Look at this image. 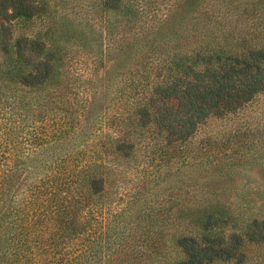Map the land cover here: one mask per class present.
<instances>
[{"label":"trees","instance_id":"obj_1","mask_svg":"<svg viewBox=\"0 0 264 264\" xmlns=\"http://www.w3.org/2000/svg\"><path fill=\"white\" fill-rule=\"evenodd\" d=\"M176 4L93 0L20 35L49 1L0 0V264H251L247 247L264 246V218L246 223L223 195L186 201L177 185L157 203L184 168L233 174L248 152L208 137L192 163L190 143L264 93V0H209L163 32ZM82 51L98 68L84 79Z\"/></svg>","mask_w":264,"mask_h":264},{"label":"rangeland","instance_id":"obj_2","mask_svg":"<svg viewBox=\"0 0 264 264\" xmlns=\"http://www.w3.org/2000/svg\"><path fill=\"white\" fill-rule=\"evenodd\" d=\"M48 1L51 8L48 9L49 11L47 12V15L43 16L44 18L37 19V21H32V23L20 22L17 26L18 34L21 35V33L29 31V29L40 30L45 28V26L47 27V24L51 23V20H54V17H56L59 12L62 13L61 11L66 12L68 10L77 18H79V16L90 15L88 5L89 2H93V0ZM172 1H177V4L172 11L170 20L164 23L167 25L164 27L163 32L167 27H171L172 29L174 26H177L178 23H182V16L188 18L194 15L202 5L204 8L209 0H143V3L145 7H149L152 12H158L160 15H163L164 13H167L165 9L167 6L171 5ZM157 6L158 8H156ZM199 14L201 13L199 12ZM178 17L181 19H178ZM174 18H176V20H174ZM28 25L30 28H28ZM163 32L160 31L158 38H163ZM126 37L123 39H117L113 42L115 47L121 45L124 48H127ZM118 51L119 50L116 49L114 53ZM82 52L83 53H80V55H75V59L71 65L73 66V71L84 79L90 77L94 71L98 70V68L92 58H90L91 56H89L86 51ZM95 52L96 50L92 51V54L94 55ZM96 55H101V51L98 50ZM98 60V64H100L101 59ZM102 66L103 64H100L99 69L101 72ZM101 84L102 82L100 83L99 81L98 87H100ZM100 107V101L96 100L90 108L92 116L94 115V119L90 120L91 127H96L98 125L100 118L98 115H101ZM261 134L264 135V93L258 95L251 103L237 113H233L226 117L209 118L200 125L197 135L190 143V147L194 149L190 154L192 163L196 161V156L199 157L208 147V137H211L212 142L216 141L219 146L222 145V148H224L223 143L226 142L227 147H229L227 150L228 153H231V147L235 146L237 149L235 150L236 156L248 152L246 156L248 160H240V166L236 165L237 168L233 169V174L227 172L220 175L218 170L211 171L203 166L197 167V165L194 168L193 166L189 169L184 168V171L182 172L184 175L179 176L181 178L177 179V177L176 180H173L171 183H164L163 187H161L162 190L158 189L159 192L157 193L160 194L157 197V203L171 206L173 202L169 197L176 192L177 185H181L184 187L181 198L186 201L202 198L207 195H223V202L226 203L237 216L241 215V219L246 223L253 218L263 219L264 138H259ZM243 137H249L251 138L250 140H253L249 142L244 140ZM173 182L176 183L175 186L172 185ZM188 212L189 210L187 209L185 214ZM180 213L183 212L176 210L171 211L166 215L165 223L171 224L172 222H175ZM222 225L224 226V223H222ZM224 231L226 234L233 232L232 224H226ZM246 250L254 259L258 254H264L263 245H249ZM254 259H251V264H256Z\"/></svg>","mask_w":264,"mask_h":264}]
</instances>
